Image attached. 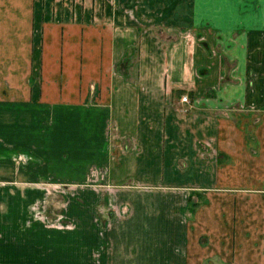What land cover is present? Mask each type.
Returning <instances> with one entry per match:
<instances>
[{"label": "crops", "instance_id": "1", "mask_svg": "<svg viewBox=\"0 0 264 264\" xmlns=\"http://www.w3.org/2000/svg\"><path fill=\"white\" fill-rule=\"evenodd\" d=\"M104 178L107 263L264 264V0H0V264H91L33 212Z\"/></svg>", "mask_w": 264, "mask_h": 264}, {"label": "rangeland", "instance_id": "2", "mask_svg": "<svg viewBox=\"0 0 264 264\" xmlns=\"http://www.w3.org/2000/svg\"><path fill=\"white\" fill-rule=\"evenodd\" d=\"M107 182L104 178L102 192L97 194L81 193L79 187L64 188L55 182L46 183L51 187V193H44V199L39 201L40 209L33 212L35 221L40 224L39 233L54 234L57 237L54 248L57 250L79 251L86 255L88 263L109 264L114 252L116 217L114 186L109 189ZM37 187L43 191L47 189L45 183ZM77 201L86 202V208L70 209L66 206L68 202L76 205Z\"/></svg>", "mask_w": 264, "mask_h": 264}, {"label": "built area", "instance_id": "3", "mask_svg": "<svg viewBox=\"0 0 264 264\" xmlns=\"http://www.w3.org/2000/svg\"><path fill=\"white\" fill-rule=\"evenodd\" d=\"M181 102L182 103H188L189 102V99H188V97H182V99H181Z\"/></svg>", "mask_w": 264, "mask_h": 264}]
</instances>
